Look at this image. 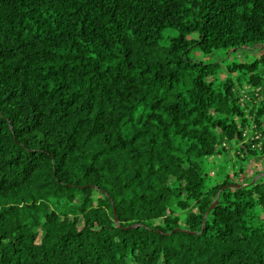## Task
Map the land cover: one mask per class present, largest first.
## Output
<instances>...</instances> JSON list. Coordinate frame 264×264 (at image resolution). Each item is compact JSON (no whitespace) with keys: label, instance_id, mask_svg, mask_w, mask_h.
I'll return each mask as SVG.
<instances>
[{"label":"trees","instance_id":"obj_1","mask_svg":"<svg viewBox=\"0 0 264 264\" xmlns=\"http://www.w3.org/2000/svg\"><path fill=\"white\" fill-rule=\"evenodd\" d=\"M256 44L264 0H0V264H264V53L192 56Z\"/></svg>","mask_w":264,"mask_h":264},{"label":"rangeland","instance_id":"obj_2","mask_svg":"<svg viewBox=\"0 0 264 264\" xmlns=\"http://www.w3.org/2000/svg\"><path fill=\"white\" fill-rule=\"evenodd\" d=\"M251 51H254V54L252 52H249L247 50L239 51L237 52H230V53H224V52H214L210 55H204L200 51L195 50L193 52V57H195L198 60H205V61H223V62H249L252 61L254 58L260 57L261 54L264 53V46L256 44L252 47H249ZM258 67L260 69H264V61L259 60L258 61ZM240 73V69H234V70H224L222 72L225 76H231L235 78ZM232 149H230L231 151ZM229 151V153H231ZM220 156H211L207 158V161L209 162L208 169H210V180L211 182L215 181L216 179H219L218 168H215L214 166L220 163ZM227 166L228 169H230V162ZM248 170L251 171V173H256L258 171L264 170V153L260 154L259 156L255 157L253 160L248 162ZM258 175V174H257ZM257 175L255 177H257ZM254 177V178H255Z\"/></svg>","mask_w":264,"mask_h":264},{"label":"built area","instance_id":"obj_3","mask_svg":"<svg viewBox=\"0 0 264 264\" xmlns=\"http://www.w3.org/2000/svg\"><path fill=\"white\" fill-rule=\"evenodd\" d=\"M263 93V88L261 86L252 87L251 85L246 84L241 91L239 100L241 104H245L248 101L256 102L262 98ZM247 139L251 140L252 148L257 150L264 149V136L260 132L254 131Z\"/></svg>","mask_w":264,"mask_h":264},{"label":"water","instance_id":"obj_4","mask_svg":"<svg viewBox=\"0 0 264 264\" xmlns=\"http://www.w3.org/2000/svg\"><path fill=\"white\" fill-rule=\"evenodd\" d=\"M262 176H264V173H260V174H258L257 177H255V178L253 179V182L256 181L257 179H259V178L262 177Z\"/></svg>","mask_w":264,"mask_h":264}]
</instances>
